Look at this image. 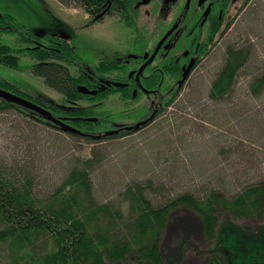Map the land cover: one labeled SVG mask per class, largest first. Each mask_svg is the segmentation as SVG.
<instances>
[{"label":"trees","instance_id":"obj_1","mask_svg":"<svg viewBox=\"0 0 264 264\" xmlns=\"http://www.w3.org/2000/svg\"><path fill=\"white\" fill-rule=\"evenodd\" d=\"M57 1L66 7H85L91 13L98 11L100 5V0ZM4 34H14L15 44L4 42ZM254 52L251 43L228 46L226 62L210 88L212 100H221L231 93ZM22 55L32 59L29 70L60 93L62 103L72 104L68 113L80 118L68 124L79 132L68 131L52 119L60 111L56 104L19 88L0 74V120L14 114L22 116L28 128V132L22 129V133L21 128L18 129L21 137L15 147L20 146L22 155L0 157V242L6 246L0 252V264H165L163 230L170 212L180 206L193 209L201 217L205 238L214 242L209 264H224L218 243L216 245L220 216L264 217V176L241 179L237 173L239 168L235 167L206 175L197 159L189 164L199 170L197 177L192 178L198 181L190 186L172 185V177L156 179L150 176L132 181L117 198L108 202H100L95 193L92 174L103 161L95 157L96 149L95 156L84 161L80 158L67 160L68 165L61 168L66 172L60 182L54 175H51L52 181H39L34 159L39 153L36 142L46 138L43 133L46 129L50 133L65 134L73 141L88 143L137 132L176 102L191 74L185 83L180 85L179 82L176 92L166 93L159 113L150 123L137 130L109 135L101 134L104 131L102 114L108 112L101 111V105L78 103L82 100L93 103L102 97L83 93L79 87L93 90L94 80L88 75L108 68L106 62L90 64L62 36L34 31L13 16L3 14L0 17V64L20 70L23 68ZM250 87L253 93L262 92L264 72L254 78ZM3 90L26 98L48 112L9 97L2 93ZM140 112L139 117L147 113ZM88 116H98L99 120H87ZM203 120L218 123L213 118ZM233 149L230 143L221 151L231 154Z\"/></svg>","mask_w":264,"mask_h":264},{"label":"rangeland","instance_id":"obj_2","mask_svg":"<svg viewBox=\"0 0 264 264\" xmlns=\"http://www.w3.org/2000/svg\"><path fill=\"white\" fill-rule=\"evenodd\" d=\"M0 11L14 15L38 32L62 36L90 64L134 45L124 23L115 19L112 26L110 22L91 24L95 21L92 17L57 0H0ZM232 11L227 31L221 37L220 33L213 37L215 44L211 52L191 73L176 102L147 127L97 143L73 141L65 134L46 129L43 132L46 138L36 142L39 153L34 159L39 181H52L54 175L60 182L66 172L61 168L68 165L67 160L84 161L96 153L95 157L103 159L92 174L100 202L117 198L132 181L150 176L172 177V185L190 186L198 181L192 178L197 177L199 170L189 166L196 159L206 175L235 167L239 168L241 179L264 176V89L256 94L250 87L254 78L264 72V0H245L243 9ZM14 39L6 36L9 42ZM250 43L254 44L255 52L241 70L234 89L223 99L212 100L210 88L226 62L228 46ZM31 61L29 56L24 57L20 70L0 64V73L23 90L62 102L60 93L31 73L28 68ZM116 97H110L103 109L119 126L135 125L139 116L135 107L146 102V98L125 107ZM206 117L218 123L205 122ZM19 127L21 133L27 127L22 116L14 114L0 120V157L22 155L20 146L15 147L21 137ZM230 143L234 145L233 153L222 152L221 148L226 149ZM162 239L165 264H209L215 248L214 242L204 236L201 217L185 206L170 212ZM216 239L224 264H264V217L237 218L222 214ZM5 248L0 242V252Z\"/></svg>","mask_w":264,"mask_h":264},{"label":"flooded vegetation","instance_id":"obj_3","mask_svg":"<svg viewBox=\"0 0 264 264\" xmlns=\"http://www.w3.org/2000/svg\"><path fill=\"white\" fill-rule=\"evenodd\" d=\"M241 1L240 4L239 0H100L99 9L95 13L89 12L85 7L78 8L95 20L91 24L110 22L109 25L112 26L116 23L115 19L124 23L130 30L128 36L134 42L132 48L94 63L106 62L109 65L100 72H93L94 75H88L94 80L95 86L92 89L97 91L95 96L102 97L93 103L88 100L78 103L87 101L88 105H101V111H106L103 107L112 96H117L116 99L125 107L134 105L145 97L146 102L138 104L134 111L137 114L141 113L140 110L147 113L137 116L135 124L151 116L153 119L159 113L166 93L170 95L176 92L187 67L193 63L191 74L209 54L213 37L232 22L231 11H239L240 7L243 9L245 0ZM3 14L22 22L10 13L0 11V17ZM6 36L15 37L14 34H4L2 37L4 42L15 44L16 38L9 42ZM115 36L117 39L118 35ZM24 57L28 56L22 55L21 59ZM53 103L60 108L56 118L66 123L80 118L68 113L71 103ZM111 117L110 113L102 114L104 131L101 134H108L112 130L117 131L112 134H117L128 130V126H134H119ZM89 118H95L91 121L99 120L98 116H88L87 120Z\"/></svg>","mask_w":264,"mask_h":264},{"label":"water","instance_id":"obj_4","mask_svg":"<svg viewBox=\"0 0 264 264\" xmlns=\"http://www.w3.org/2000/svg\"><path fill=\"white\" fill-rule=\"evenodd\" d=\"M192 66H193V63H191L187 67L186 71L184 72V75H183L182 79L180 80V85H182L183 83L186 82L187 78L190 75ZM116 85H122L123 86L124 84H122V83H116ZM79 89H80L81 92L86 93V94H95L97 92L96 90H91V89L87 88L86 86H80ZM2 93L5 94V95H7V96H9V97H12V98H14V99H16L18 101H21V102H23V103H25L27 105L33 106V107H35L37 109H41L39 107V105H37L36 103H34V102H32V101H30V100H28L26 98H23L21 96L15 95V94H12L11 92L4 91V90L2 91ZM41 110L44 111V112H48L45 109H41ZM52 119L55 122H57L60 126H62L63 128H65L68 131L79 132L75 127L69 125L68 123H66V122H64V121H62V120H60V119H58V118H56L54 116H52ZM151 119H152V116H151V118H149L147 120L140 121L137 124H135L134 126H128L126 128L128 130H131V129L137 130V129L141 128L143 125L147 124ZM89 120H95V118H89ZM115 132H117V131L116 130H112V131H109L107 133L108 134H112V133H115Z\"/></svg>","mask_w":264,"mask_h":264}]
</instances>
